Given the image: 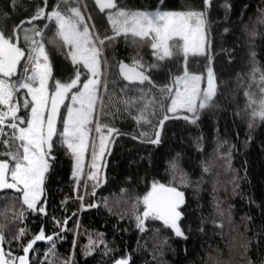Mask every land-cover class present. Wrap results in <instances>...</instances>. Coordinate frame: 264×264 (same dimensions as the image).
Masks as SVG:
<instances>
[{"label": "trees", "instance_id": "obj_1", "mask_svg": "<svg viewBox=\"0 0 264 264\" xmlns=\"http://www.w3.org/2000/svg\"><path fill=\"white\" fill-rule=\"evenodd\" d=\"M83 1L88 14L80 0L78 6L90 31L95 25L94 35L113 36L106 12L100 13L91 0ZM117 2L129 11L206 12L204 52L189 53L185 64L183 53L174 49L171 58L160 61L153 55L150 40L135 38L133 42L131 34L106 40L103 55L107 74L98 121L104 135H108L109 127L115 131L108 137L104 157L97 161L100 186L92 195L94 182L87 180L85 187V171L79 182L74 177V156L59 139L61 119L54 140L55 159L49 161L40 198L47 215L28 210L22 204L21 193L3 190L0 232L5 242L0 245L17 257L23 253L22 245L26 246L43 228L45 236H53L55 254H49L52 242L37 241L33 245L35 251L29 252L30 264H66L69 259L73 264H115L122 258H130L129 264H262L264 120L254 117L253 112L259 110V102L264 99V83L260 79L264 75V0H211L210 7L204 0ZM57 4L65 16L70 14L69 6H77L75 0H0V31L6 37L12 36L13 43L25 52L12 81L22 74L34 39L44 42L49 54L50 93L56 80L70 82L75 78L76 67L81 70V83L71 94L82 87L89 73L82 64L74 66L71 58L64 55L67 49L56 35L57 26L47 19ZM40 9H44V16L33 19ZM36 30L42 31L43 36L36 35ZM26 35L31 39L26 41ZM137 61L143 64L137 68L150 76L152 84H129L120 77V63L134 66ZM209 67L213 69L216 92L204 109H198L194 123L183 118L193 114L179 111L174 116L167 112L170 100H164L163 107L149 106L144 114L150 123L137 121L144 105L153 98L161 99L160 88L171 85L176 76L185 71L200 74L206 83ZM250 97L255 104L249 103ZM13 104L19 108L17 116L29 114V108L24 109L21 101L13 100ZM7 110V106L0 105V112ZM165 115L172 118L160 129L158 122ZM9 120L10 116L2 127L11 135ZM93 125L94 119L90 128ZM157 130L161 131L160 143L152 144ZM10 143L15 152L16 141ZM96 145L98 150L99 142ZM6 150L0 143V152ZM7 159L11 167L13 162L10 157ZM154 181L184 192L180 221L184 237L176 236L161 221L151 218L145 220V231L137 227L136 215H142L144 210L137 199L142 200L151 191ZM80 196L83 201L78 199ZM90 204L98 207H87ZM22 228H26L27 235L14 240L13 234ZM90 237L96 245L86 255ZM101 239L104 243H100Z\"/></svg>", "mask_w": 264, "mask_h": 264}, {"label": "snow or ice", "instance_id": "obj_2", "mask_svg": "<svg viewBox=\"0 0 264 264\" xmlns=\"http://www.w3.org/2000/svg\"><path fill=\"white\" fill-rule=\"evenodd\" d=\"M47 0H45V3ZM67 3L68 0H61ZM77 6H69V15L61 14L59 4L56 9L48 13V20H55L57 25V37L63 42L67 51L64 53L66 57H70L72 64L83 68L90 73V77L85 76L82 88L74 92L70 99L72 106L67 108V115L63 119V131L59 133L61 143L66 145L71 154L75 157L74 177L79 178L84 172V154L89 148V133L92 129L89 125L93 124V115L96 110L97 102L100 100L98 96V84L101 76L102 55L105 41H112L117 36L124 35L125 38L129 34L141 41L150 40L151 48L154 50L153 55L158 60L163 61L174 55V49L183 53L185 64L189 53L192 55L203 54L205 41V15L206 12L200 11H129L119 6L117 0H95L100 11L105 9L113 10L108 14V20L112 25L113 36L101 37L99 34H93L89 25L85 22V16L82 14L79 0H75ZM204 4L211 6V0H204ZM44 16V9H40L33 19H39ZM91 20V16L88 17ZM31 22V21H29ZM47 28V25H45ZM95 29V25H92ZM36 35L43 36V32L36 30ZM31 38L27 35L25 40ZM173 42V43H170ZM33 47L29 50L26 62L22 66V74L17 80L12 81L10 78L16 75L17 66L21 64V60L25 58V52L21 47H17L13 43L12 36H5L4 31H0V105L7 106V111L0 112V143H2L6 151L0 152V190L14 189L22 194L23 204L28 210L47 215L40 196L44 190L45 174L50 169V160H54L53 149L55 147L54 137L57 136V122L60 119V107L63 105L68 93L77 88L81 83V70L76 67L75 78L70 82H54V89L49 95V80L52 79V67L49 61V54L45 50V44L42 41L32 39ZM106 64L107 61H104ZM137 67L142 68L143 64L138 61L133 67L126 64H120L121 73L124 78L129 81H139L144 83L153 81L149 75L143 71H137ZM8 78V79H5ZM204 78L201 75H189L187 71L183 76L176 77L171 85H165L160 88L161 99L153 98L141 109V115L137 121L143 120L145 123L150 121L145 116V112L149 106L159 105L163 107L164 100H170V106L167 112L173 113L174 116L179 111L193 114L192 117L184 115L183 118L194 123L198 118V109H204L206 104L212 99L216 92V84L213 69L207 70V86L201 88V82ZM261 83H264V75L261 76ZM21 89L27 90V95L31 96V101L24 99L23 108H30V116L25 112L24 116H17L19 108L12 102L16 93ZM264 92V88H261ZM246 95H248L246 93ZM199 100V103H198ZM250 104L256 101L249 98ZM78 105V106H77ZM103 103L101 101V109ZM11 116V120L7 122V127L12 130L11 135L4 132L3 125L6 119ZM259 116L264 120V99L259 102V110L253 112V116ZM172 117L165 115L158 122V127L163 128L164 122ZM21 124L26 123V127H18L15 121ZM252 127V124H249ZM115 129L107 128L108 135L102 133V127L99 121H96L95 132L100 134L99 145L92 141V163L91 169L87 174V180L93 181L92 195H95V189L100 186V161L106 152L108 137ZM144 135H147L146 133ZM161 131L155 132V138L151 139L152 144L160 143ZM3 137H7L4 139ZM10 141H19L16 151L12 152V144ZM22 149V151H21ZM11 158L14 164L10 167ZM175 169V164L172 165ZM207 170V169H205ZM185 186L187 184L185 183ZM85 187L87 184L85 183ZM83 201V196L78 197ZM106 203V201H105ZM137 203L144 205L142 215L137 214V227L141 232L145 231V220L161 221L165 228H170L176 236L184 237L180 221L183 218L182 206L185 204V194L171 184L165 185L159 182H153L151 191H149L142 200L137 199ZM38 204L41 205L38 207ZM81 207H85L81 204ZM87 207H98V205H87ZM23 217V213L19 214ZM74 215V214H73ZM58 225L59 221L56 222ZM67 220L64 221V225ZM62 230H65L62 228ZM202 230V229H201ZM27 235L26 228L20 229L18 234H13L14 240H21ZM186 238V237H185ZM48 240L52 242L49 254H55V241L53 236H45L44 229L41 228L39 234L34 235L26 246L22 245L23 256L12 257V253H5L0 249V264H15L18 260L19 264H29L28 253L35 251L33 245L37 241ZM4 236L0 234V243H4ZM100 243H104L103 239ZM96 241L89 238L85 254H91ZM130 258H122L115 264H129ZM66 264H73L69 259Z\"/></svg>", "mask_w": 264, "mask_h": 264}, {"label": "rangeland", "instance_id": "obj_3", "mask_svg": "<svg viewBox=\"0 0 264 264\" xmlns=\"http://www.w3.org/2000/svg\"><path fill=\"white\" fill-rule=\"evenodd\" d=\"M81 1V0H80ZM84 2V1H83ZM81 3H82V1H81ZM84 5H85V3H84ZM82 6H83V4H82ZM83 9H84V7H83ZM111 11H113V10H110V11H107L106 12V16H107V18H108V14H109V12H111ZM134 11H136V10H134ZM163 11H167V10H163ZM201 12V11H200ZM62 14V13H61ZM87 14H88V11H87ZM63 15V14H62ZM86 15V14H85ZM54 22H55V20H53ZM56 24V23H55ZM111 24V23H110ZM57 26V25H56ZM92 28V27H91ZM92 31H93V29H92ZM101 60H102V63H101V76H100V81H101V78H103V81H102V83H99L98 84V86H97V88H98V96L100 97V100L97 102V106H96V110H95V112L94 113H96V115H95V117L93 118L94 119V125H93V127L91 128L92 129V131H90V133H89V148H88V150L85 152V154H84V161H83V163H84V171H85V182H84V185H85V183L87 182V174L90 172V171H95V169H91L90 168V165H91V163H92V159H91V157H92V148H91V143H92V141H95V143H97V142H99V135L95 132V124H96V121L98 120V115H99V111H100V102H101V98H102V93H103V87H104V83H105V77H106V74H107V71L105 72V68H106V64L104 63V61H105V57H104V55H102V58H101ZM185 74V72H183V73H181L180 75H178V76H176V77H179V76H183ZM189 75H200V74H191V73H188ZM88 77H90V73H89V76ZM175 77V78H176ZM174 78V79H175ZM5 79H8V78H5ZM207 81V80H206ZM205 84L206 83H203V80H202V82H201V88L203 89L204 88V86H205ZM82 88V87H81ZM99 89H100V91H99ZM104 90H105V88H104ZM27 90L26 89H21L20 90V92L19 93H16V95H15V97H14V103L15 102H17V101H21L22 103H23V101H24V99H27V100H29V101H31V96H28L27 94ZM51 93H50V89H49V95H50ZM73 94V93H72ZM72 94H70L69 95V100H68V103L66 104V107H65V111H64V115H63V118L62 119H64L65 117H66V115H67V108L68 107H70V106H72V102H71V99H70V97H71V95ZM13 103V102H12ZM198 103H199V100H198ZM78 106V105H77ZM169 106H170V104H169ZM30 108H31V105L29 106V116H30ZM182 111V110H181ZM191 114V113H190ZM10 116V115H9ZM94 116V115H93ZM11 117V116H10ZM12 119V118H11ZM27 125L26 124H23V125H20V126H18V127H26ZM89 127H90V125H89ZM62 131H63V120H62V126H61V129L59 130V133H62ZM59 139H60V141H61V137H60V135H59ZM16 143H17V145L20 143L19 141H16ZM21 151H22V149H21ZM73 161H74V170H75V164H76V162H75V157H74V159H73ZM14 164V162L12 163V165ZM74 172V171H73ZM21 198H22V194H21ZM40 198H41V196H40ZM22 202H23V198H22ZM23 204V203H22ZM26 206V205H25ZM40 205L38 204V207H39ZM27 207V206H26ZM0 234H1V232H0ZM15 257V256H14Z\"/></svg>", "mask_w": 264, "mask_h": 264}, {"label": "water", "instance_id": "obj_4", "mask_svg": "<svg viewBox=\"0 0 264 264\" xmlns=\"http://www.w3.org/2000/svg\"><path fill=\"white\" fill-rule=\"evenodd\" d=\"M91 1L93 2V4L95 5V7L97 8V10H98L100 13H105V12H107V11H110V9H105L103 12H101V11H100V8H99V6L96 4L95 0H91ZM122 63L128 65L129 67H133V65H130V64L126 63V62H122ZM120 64H121V63H120ZM118 71H119L120 77H121L125 82H127V83H129V84H139V83H140L139 81H129V80L125 79V78H124V75L121 73L120 65H119V67H118ZM137 71H142V70L139 69V68H137ZM143 72H144V71H143ZM144 73H145V72H144ZM145 74H146V73H145ZM146 75H147V74H146ZM206 86H207V83L205 84L204 88H206ZM204 88H203V89H204ZM66 100H67V99H65L63 105H61V107H60V119H59L58 122H57V130H58V127H59V124H60V120H61V116H62V111H63V108H64V106H65ZM55 138H56V136L54 137V140H55ZM3 190H9V191H14V192H16L14 189H3ZM3 190H0V192H2ZM142 213H143V212H142ZM0 249H3V251L6 253V251H5V249H4V247H3L2 245H0ZM23 255H25L24 252H23L22 254L18 255V256H23ZM27 255H28V258H29V253H28ZM18 256H17V257H18ZM15 264H19V261L16 260V261H15ZM29 264H30V263H29ZM262 264H264V259H263Z\"/></svg>", "mask_w": 264, "mask_h": 264}, {"label": "flooded vegetation", "instance_id": "obj_5", "mask_svg": "<svg viewBox=\"0 0 264 264\" xmlns=\"http://www.w3.org/2000/svg\"><path fill=\"white\" fill-rule=\"evenodd\" d=\"M69 95H70V93H68V98H66L67 100H66V103H65V104H67V103H68V100H69Z\"/></svg>", "mask_w": 264, "mask_h": 264}, {"label": "built area", "instance_id": "obj_6", "mask_svg": "<svg viewBox=\"0 0 264 264\" xmlns=\"http://www.w3.org/2000/svg\"><path fill=\"white\" fill-rule=\"evenodd\" d=\"M81 1H82V4H83L84 9H85V11H86V8H85V5H84V2H83V0H81Z\"/></svg>", "mask_w": 264, "mask_h": 264}]
</instances>
